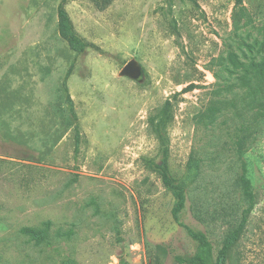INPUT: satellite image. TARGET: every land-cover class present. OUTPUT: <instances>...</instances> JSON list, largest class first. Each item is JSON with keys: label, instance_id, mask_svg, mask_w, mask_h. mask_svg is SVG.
Segmentation results:
<instances>
[{"label": "rangeland", "instance_id": "obj_1", "mask_svg": "<svg viewBox=\"0 0 264 264\" xmlns=\"http://www.w3.org/2000/svg\"><path fill=\"white\" fill-rule=\"evenodd\" d=\"M80 4L77 30L102 39L74 63L85 59L71 91L81 138L73 130L43 157L0 139V264H185L191 231L217 256L247 209L226 264H264V106L227 61L264 58V0ZM130 61L138 75L121 76ZM164 172L185 187L177 217ZM49 221L50 244L21 232Z\"/></svg>", "mask_w": 264, "mask_h": 264}, {"label": "crops", "instance_id": "obj_2", "mask_svg": "<svg viewBox=\"0 0 264 264\" xmlns=\"http://www.w3.org/2000/svg\"><path fill=\"white\" fill-rule=\"evenodd\" d=\"M61 2L0 0V139L39 157L50 154L74 132L75 120L67 104L68 95L80 121L71 91L81 79L80 66L85 59L76 64L67 79L66 91L65 79L79 56L60 35ZM80 2L70 0L66 4L73 25L87 41L102 46V39L77 30L72 11L77 6V16L85 15ZM110 46V51L120 57L128 52V44ZM93 58L102 60L97 53ZM112 69L114 73L108 72L107 77L112 75L115 79L117 70ZM53 125H56L54 130Z\"/></svg>", "mask_w": 264, "mask_h": 264}, {"label": "trees", "instance_id": "obj_3", "mask_svg": "<svg viewBox=\"0 0 264 264\" xmlns=\"http://www.w3.org/2000/svg\"><path fill=\"white\" fill-rule=\"evenodd\" d=\"M70 0H63L58 8V17H59V31L61 37L69 44L70 48L77 53L78 56L85 54L90 49H96L97 47L83 38L75 29L73 22L66 10V4ZM241 1V0H240ZM98 49V48H97ZM100 51V49H98ZM230 70L234 68L237 71L241 70V74L238 75L237 81L241 88H244L248 95H250L251 101L254 106H264V58L261 61H251L246 63L240 60V58L234 53L230 52L227 58ZM74 65L70 68L67 77L64 82V86L67 89V79L70 77ZM239 73V72H238ZM261 95V96H259ZM261 98L263 103H260ZM67 104L70 108V111L75 120L74 131L76 133V142L78 143L81 138V127L78 122L76 112L74 110L73 102L68 95ZM215 105V104H214ZM215 110H218V105ZM251 125L246 123L243 124L241 130H248ZM164 182L167 187H170L175 196V208L173 210V215L177 217L180 211L185 207L186 204V195L184 184H175L168 173H163ZM242 185L245 190L246 196L251 197L250 193V183L249 180L245 177H242ZM252 199V198H251ZM251 209H247L243 215L242 222L239 227L229 234L223 242V246L217 256H215V249L213 243L203 232H192L193 238L198 242V252L197 254L188 260L181 259L180 261L185 264H226V260L232 248L240 240L241 233L244 231L247 217ZM44 227H24L21 229V232L24 235L29 236L32 240H35L37 244H42L47 242L50 244L51 236L50 231L52 229V223L49 221L44 223ZM61 234H58L60 236ZM65 236L70 237V233H64ZM70 264H76L71 262Z\"/></svg>", "mask_w": 264, "mask_h": 264}, {"label": "water", "instance_id": "obj_4", "mask_svg": "<svg viewBox=\"0 0 264 264\" xmlns=\"http://www.w3.org/2000/svg\"><path fill=\"white\" fill-rule=\"evenodd\" d=\"M120 75L126 77H135L136 75H138L136 61L128 62L121 70Z\"/></svg>", "mask_w": 264, "mask_h": 264}]
</instances>
